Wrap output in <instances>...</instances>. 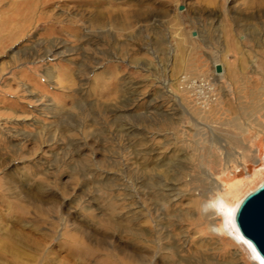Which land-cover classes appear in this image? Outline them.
<instances>
[{"label": "rangeland", "instance_id": "1", "mask_svg": "<svg viewBox=\"0 0 264 264\" xmlns=\"http://www.w3.org/2000/svg\"><path fill=\"white\" fill-rule=\"evenodd\" d=\"M12 12L0 0V238L49 235L20 244L26 263L256 264L199 208L264 180V0H49L24 26Z\"/></svg>", "mask_w": 264, "mask_h": 264}, {"label": "bare ground", "instance_id": "2", "mask_svg": "<svg viewBox=\"0 0 264 264\" xmlns=\"http://www.w3.org/2000/svg\"><path fill=\"white\" fill-rule=\"evenodd\" d=\"M48 1L49 0H11L12 10H13L12 13H13V15L17 14V16L14 18V21L19 20V22L22 24L21 26H24V25L30 24L32 22L38 23L41 19L43 20L44 17L48 18V16L43 12V9L46 7V4L48 3ZM16 26H17V24H14L15 29H16ZM221 73H222V70H221ZM221 73H219V75H221ZM17 197H18V199L20 198L19 196H17ZM5 209H7V208H5ZM3 211H5V210H3ZM7 212L11 217L14 218L13 219L14 222H16V224H18V225H21V223L23 222V219H26L25 218L26 217V210H24V208H22L17 203H14L12 206H9L7 209ZM13 220H11V222ZM15 235H16V237H19L18 240H17V238L13 237ZM40 235H41L40 237L35 239V238L30 237L29 235L22 236V234L19 230L16 232L11 231V234L8 235L10 239H7V238L1 239L0 238V260H3L5 262H7L8 264H52V261H51L52 259L48 255H45L41 258L39 257L40 261H38V259L35 258L33 260V262L26 263V262H24L26 256L24 257V256H22V254H20L22 252V250H21L22 247L20 244H22L23 241L30 248H32L35 252H37L39 250H43V248L45 246L44 243L47 241V238L49 237V235L43 234V233H41ZM233 235L236 239H237V235L239 237H241L239 240H241V242H243L245 244V246L251 252V254L254 258L253 251L251 249H249V247H248V244H250V243L247 240H245L239 234L238 230H236L233 233ZM245 241H247V243H245ZM122 248L124 249V247H122ZM124 250H126V249H124ZM124 250H121V252L123 253V256H124L123 259H121V261L126 263L127 262L126 260L131 259V255H127L128 253L125 254ZM112 255L110 256V255L106 254V256L104 258L99 259L98 264H115L114 263L115 261H114ZM255 256L259 257L256 252H255ZM254 260H255L256 264H264L260 258L259 259L254 258ZM0 264H2V263L0 262Z\"/></svg>", "mask_w": 264, "mask_h": 264}, {"label": "water", "instance_id": "3", "mask_svg": "<svg viewBox=\"0 0 264 264\" xmlns=\"http://www.w3.org/2000/svg\"><path fill=\"white\" fill-rule=\"evenodd\" d=\"M214 71L221 73V66L215 65ZM237 230L264 263V180L240 202Z\"/></svg>", "mask_w": 264, "mask_h": 264}, {"label": "clouds", "instance_id": "4", "mask_svg": "<svg viewBox=\"0 0 264 264\" xmlns=\"http://www.w3.org/2000/svg\"><path fill=\"white\" fill-rule=\"evenodd\" d=\"M239 203L232 202L225 195L217 194L204 201L199 208L202 216H211L216 223L209 225V232L217 236H231L238 227Z\"/></svg>", "mask_w": 264, "mask_h": 264}, {"label": "snow or ice", "instance_id": "5", "mask_svg": "<svg viewBox=\"0 0 264 264\" xmlns=\"http://www.w3.org/2000/svg\"><path fill=\"white\" fill-rule=\"evenodd\" d=\"M241 237H239L238 235H237V239H240ZM245 243H247V241H245ZM248 247H249V249H251L252 251H253V254H254V258H257V259H259V257H256L255 256V249L253 248V246L251 245V244H248Z\"/></svg>", "mask_w": 264, "mask_h": 264}]
</instances>
